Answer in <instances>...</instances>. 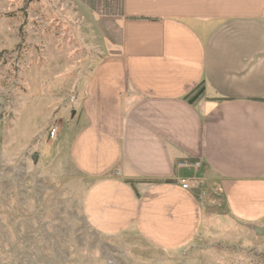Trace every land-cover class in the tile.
Returning <instances> with one entry per match:
<instances>
[{
  "label": "crops",
  "instance_id": "0c3cea01",
  "mask_svg": "<svg viewBox=\"0 0 264 264\" xmlns=\"http://www.w3.org/2000/svg\"><path fill=\"white\" fill-rule=\"evenodd\" d=\"M120 13L118 51L93 67L69 143L93 182L91 224L166 251L220 200L264 228V0H120ZM182 160L201 163L202 202L176 184L192 175Z\"/></svg>",
  "mask_w": 264,
  "mask_h": 264
},
{
  "label": "rangeland",
  "instance_id": "374dc122",
  "mask_svg": "<svg viewBox=\"0 0 264 264\" xmlns=\"http://www.w3.org/2000/svg\"><path fill=\"white\" fill-rule=\"evenodd\" d=\"M120 20V0H0V264H264V234L220 200L188 243L166 251L89 221L93 182L69 143L93 67L118 51Z\"/></svg>",
  "mask_w": 264,
  "mask_h": 264
},
{
  "label": "built area",
  "instance_id": "2783aa9c",
  "mask_svg": "<svg viewBox=\"0 0 264 264\" xmlns=\"http://www.w3.org/2000/svg\"><path fill=\"white\" fill-rule=\"evenodd\" d=\"M57 134V126H54L49 131V136L53 139ZM177 169H188L192 170V175L190 176H179L176 178V184L183 190L193 192L195 189H198L200 178L197 176L199 170L201 169V163L199 161H190V160H182L178 161L175 164ZM115 174H118L115 171Z\"/></svg>",
  "mask_w": 264,
  "mask_h": 264
},
{
  "label": "trees",
  "instance_id": "16d2710c",
  "mask_svg": "<svg viewBox=\"0 0 264 264\" xmlns=\"http://www.w3.org/2000/svg\"><path fill=\"white\" fill-rule=\"evenodd\" d=\"M203 85L200 83L197 86H195L193 88V90H191V92H189L186 96V99L189 103L193 104L195 103L199 98H201V96L203 95ZM190 161H194V160H190Z\"/></svg>",
  "mask_w": 264,
  "mask_h": 264
},
{
  "label": "water",
  "instance_id": "95a60500",
  "mask_svg": "<svg viewBox=\"0 0 264 264\" xmlns=\"http://www.w3.org/2000/svg\"><path fill=\"white\" fill-rule=\"evenodd\" d=\"M252 229L254 230V232H255L257 235H262V234H264V228H260V227H257V226H253Z\"/></svg>",
  "mask_w": 264,
  "mask_h": 264
}]
</instances>
